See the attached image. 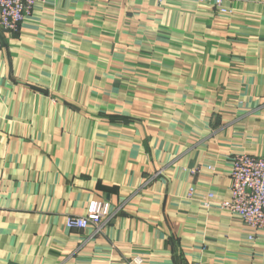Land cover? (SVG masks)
<instances>
[{
  "label": "crops",
  "instance_id": "crops-1",
  "mask_svg": "<svg viewBox=\"0 0 264 264\" xmlns=\"http://www.w3.org/2000/svg\"><path fill=\"white\" fill-rule=\"evenodd\" d=\"M223 4L42 0L0 28V264H264V230L203 204L264 154V0ZM91 203L100 231L67 229Z\"/></svg>",
  "mask_w": 264,
  "mask_h": 264
},
{
  "label": "built area",
  "instance_id": "built-area-1",
  "mask_svg": "<svg viewBox=\"0 0 264 264\" xmlns=\"http://www.w3.org/2000/svg\"><path fill=\"white\" fill-rule=\"evenodd\" d=\"M39 1L42 0H0V28L7 33L17 32L20 24ZM165 1L169 0H157L159 4ZM174 1L206 5L219 14H230V10L223 4L225 0ZM229 180V200L215 202L214 195L209 192L203 197V204L210 206L218 203L221 208L237 215L251 228L264 230V154L233 155ZM107 216L101 204L91 203L85 215L67 216L65 226L67 229L91 228L96 234Z\"/></svg>",
  "mask_w": 264,
  "mask_h": 264
},
{
  "label": "rangeland",
  "instance_id": "rangeland-1",
  "mask_svg": "<svg viewBox=\"0 0 264 264\" xmlns=\"http://www.w3.org/2000/svg\"><path fill=\"white\" fill-rule=\"evenodd\" d=\"M232 158V157H231Z\"/></svg>",
  "mask_w": 264,
  "mask_h": 264
}]
</instances>
